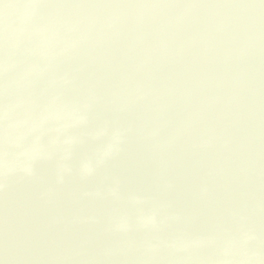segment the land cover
Returning <instances> with one entry per match:
<instances>
[{
  "label": "water",
  "instance_id": "obj_1",
  "mask_svg": "<svg viewBox=\"0 0 264 264\" xmlns=\"http://www.w3.org/2000/svg\"><path fill=\"white\" fill-rule=\"evenodd\" d=\"M0 264H264V0H0Z\"/></svg>",
  "mask_w": 264,
  "mask_h": 264
}]
</instances>
